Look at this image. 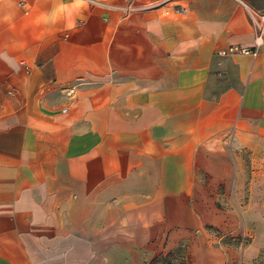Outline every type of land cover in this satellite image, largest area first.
I'll use <instances>...</instances> for the list:
<instances>
[{
  "label": "crops",
  "instance_id": "0c3cea01",
  "mask_svg": "<svg viewBox=\"0 0 264 264\" xmlns=\"http://www.w3.org/2000/svg\"><path fill=\"white\" fill-rule=\"evenodd\" d=\"M14 3L0 11L14 12L0 23V264L93 262L90 208L140 206L152 237L210 222L192 202L202 177H238L237 151L264 150V0H89L72 32L32 24L53 0ZM233 45L257 55L217 56Z\"/></svg>",
  "mask_w": 264,
  "mask_h": 264
},
{
  "label": "rangeland",
  "instance_id": "374dc122",
  "mask_svg": "<svg viewBox=\"0 0 264 264\" xmlns=\"http://www.w3.org/2000/svg\"><path fill=\"white\" fill-rule=\"evenodd\" d=\"M237 154L230 169L238 177H202L204 184L197 188L198 197L192 198L194 206L203 207L201 214L210 219L201 227L155 231L152 237L150 232L135 227V220L146 216L140 206H117L112 213L101 207L100 214L95 215L90 208L86 224L91 227L100 222L102 228L85 230L86 238L97 242L89 247L95 251L94 261L84 264H264V150L255 155L246 151ZM221 178L225 180L220 182ZM167 216L185 219L180 214ZM120 222L128 226H119ZM109 223H116L115 228H108ZM140 242L163 246L154 245L151 250Z\"/></svg>",
  "mask_w": 264,
  "mask_h": 264
},
{
  "label": "clouds",
  "instance_id": "9594fccd",
  "mask_svg": "<svg viewBox=\"0 0 264 264\" xmlns=\"http://www.w3.org/2000/svg\"><path fill=\"white\" fill-rule=\"evenodd\" d=\"M89 0H53L52 6L40 11L32 19V24L38 27L52 28L62 24L66 31H76L82 26L83 14L87 10ZM4 8L14 9V0H0V11ZM14 12L7 11L0 15V23L14 26Z\"/></svg>",
  "mask_w": 264,
  "mask_h": 264
},
{
  "label": "built area",
  "instance_id": "2783aa9c",
  "mask_svg": "<svg viewBox=\"0 0 264 264\" xmlns=\"http://www.w3.org/2000/svg\"><path fill=\"white\" fill-rule=\"evenodd\" d=\"M184 12V10H181ZM217 56L221 58H228L232 57L234 55H251V56H256L257 55V50L256 49H249V48H244L240 47L237 45L229 46L223 49H220L217 51ZM65 110H63L64 112Z\"/></svg>",
  "mask_w": 264,
  "mask_h": 264
}]
</instances>
